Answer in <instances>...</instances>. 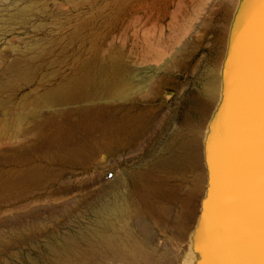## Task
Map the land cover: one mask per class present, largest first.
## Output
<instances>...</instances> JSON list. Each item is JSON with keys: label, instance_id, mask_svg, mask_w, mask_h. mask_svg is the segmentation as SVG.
<instances>
[{"label": "rangeland", "instance_id": "374dc122", "mask_svg": "<svg viewBox=\"0 0 264 264\" xmlns=\"http://www.w3.org/2000/svg\"><path fill=\"white\" fill-rule=\"evenodd\" d=\"M250 9L244 0H0V264H53L50 247L71 264H190ZM102 141L118 159L96 167L102 150L83 162ZM132 185L146 202L128 195L127 215L106 230L99 208ZM97 232L141 249L117 259ZM81 233L91 241L65 252L62 236ZM177 234L178 255L166 241Z\"/></svg>", "mask_w": 264, "mask_h": 264}, {"label": "bare ground", "instance_id": "6f19581e", "mask_svg": "<svg viewBox=\"0 0 264 264\" xmlns=\"http://www.w3.org/2000/svg\"><path fill=\"white\" fill-rule=\"evenodd\" d=\"M249 10V12L252 10ZM248 12V13H249ZM244 43H240L238 49L231 56V63L234 65L233 76L227 83V98H226V113L221 120L224 127V132L217 131V125L215 129V137L213 148H209L208 163L212 179L209 182V194L202 205L201 222L200 226L194 229L195 236L191 235L188 239L189 242V258L190 264H201L202 261L208 259L207 255L198 250V246H202L204 241L210 236L217 234L219 231L225 228H236L239 233L242 234L245 221L246 212V180H247V169H246V150H245V122L247 116V89L249 80V59H248V22L247 19L243 28ZM257 58L255 65V82L258 93L259 83V66H258V34H257ZM84 85V82H77L67 90V94H72L80 90ZM219 115V114H218ZM221 115V113H220ZM216 118V117H215ZM217 119V118H216ZM216 121V120H214ZM215 123V122H214ZM215 126V125H214ZM215 128V127H214ZM117 132V131H116ZM213 132V134H214ZM224 133L226 135L224 137ZM108 135V133H107ZM118 134L109 136V140L115 139ZM121 137V136H120ZM130 137V136H128ZM127 137V138H128ZM129 139V138H128ZM132 141V140H131ZM123 141L121 144L130 146L133 142ZM110 142L102 141L93 145L90 155H86V159L83 162H87L95 153L105 150L108 155V159L105 161L95 162V166L103 169L104 166L109 163L110 158L115 160L118 157L114 156V150L110 147ZM95 144V143H94ZM86 147V146H85ZM88 152V151H87ZM79 155V154H78ZM85 155V154H84ZM83 159V158H82ZM81 160V159H80ZM82 162V161H81ZM81 164V163H80ZM31 175V174H29ZM28 175V176H29ZM27 176V175H26ZM143 184L151 192L154 187V180L150 178H144ZM132 194L135 199L133 202L139 201L140 203L146 202L145 198L138 193L134 185L129 188L118 189L114 192V199L110 203H104L99 208L98 219L103 223L106 230L114 228L113 220L120 221L129 210L127 209V198L128 195ZM167 201L174 202L175 197L167 191ZM146 205V204H145ZM167 207H163L162 211H166ZM194 205H189L188 208V226L187 232H191L193 227V219L195 213ZM132 215L136 216L138 210L134 207L131 209ZM150 214V213H149ZM140 218V217H139ZM163 220L165 218H162ZM166 222V221H165ZM168 222V221H167ZM185 229V228H184ZM191 230V231H190ZM165 232V231H164ZM185 232V234L187 233ZM183 233V232H182ZM92 234V233H91ZM191 234V233H189ZM95 236L96 241L101 242L103 247L112 253V256L117 259H131V256L135 255L141 248L135 238H118L112 233L97 232ZM187 235V234H186ZM179 234L166 237V241L173 247L175 246L178 255V251L183 248L180 247V243H177V239H180ZM185 237V235H184ZM85 239L91 241L86 234L77 235H64L62 236V247L65 252H74L76 242L79 239ZM131 240L130 244L126 241ZM165 241V242H166ZM182 241V239H181ZM186 243V241H185ZM127 244V245H126ZM184 244V243H183ZM126 245V246H125ZM128 248H125V247ZM186 246V245H185ZM54 255L53 264H71L70 258L63 259L62 253L54 247H50ZM171 249V248H170ZM173 251V248L171 249ZM184 250V249H183ZM95 246L89 242L88 246L85 247L84 252L93 254ZM185 253V252H184ZM77 255L78 253H74ZM88 255V254H87ZM76 257V256H75ZM81 259V255H77ZM175 261V260H174ZM172 261V262H174ZM172 262H169L172 263ZM32 263H34L32 261ZM133 264V261H129Z\"/></svg>", "mask_w": 264, "mask_h": 264}, {"label": "snow or ice", "instance_id": "6c2138e0", "mask_svg": "<svg viewBox=\"0 0 264 264\" xmlns=\"http://www.w3.org/2000/svg\"><path fill=\"white\" fill-rule=\"evenodd\" d=\"M247 14L249 80L245 122L246 212L242 234L225 228L198 250L208 259L201 264H264V0H244ZM258 34V93L255 82Z\"/></svg>", "mask_w": 264, "mask_h": 264}, {"label": "built area", "instance_id": "2783aa9c", "mask_svg": "<svg viewBox=\"0 0 264 264\" xmlns=\"http://www.w3.org/2000/svg\"><path fill=\"white\" fill-rule=\"evenodd\" d=\"M115 177V171L106 172L103 176L105 181H109Z\"/></svg>", "mask_w": 264, "mask_h": 264}]
</instances>
